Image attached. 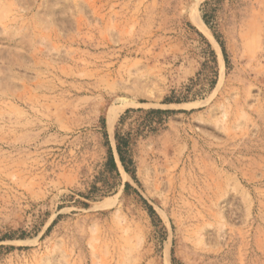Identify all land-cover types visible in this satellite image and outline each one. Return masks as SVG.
<instances>
[{
	"label": "rangeland",
	"instance_id": "1",
	"mask_svg": "<svg viewBox=\"0 0 264 264\" xmlns=\"http://www.w3.org/2000/svg\"><path fill=\"white\" fill-rule=\"evenodd\" d=\"M0 264H264V0H0Z\"/></svg>",
	"mask_w": 264,
	"mask_h": 264
},
{
	"label": "trees",
	"instance_id": "2",
	"mask_svg": "<svg viewBox=\"0 0 264 264\" xmlns=\"http://www.w3.org/2000/svg\"><path fill=\"white\" fill-rule=\"evenodd\" d=\"M222 46V44H221ZM223 54L226 57L225 50L223 49ZM214 57V62H216V56L213 53ZM168 103H173V100H167ZM134 110H128L126 113L133 112ZM138 112H144L142 109H139ZM147 114H152L158 117H163L166 115H170L173 112L172 111H164V110H150L146 112ZM116 142H117V152L119 155L120 162L126 171V173L130 174L133 179H135L134 173L131 171L130 166H133V160L130 155V141L119 135L118 133L116 134ZM108 165L113 171H117V164L115 161V158L113 156L112 151H109V160H108ZM127 188H130L129 185H127Z\"/></svg>",
	"mask_w": 264,
	"mask_h": 264
},
{
	"label": "bare ground",
	"instance_id": "3",
	"mask_svg": "<svg viewBox=\"0 0 264 264\" xmlns=\"http://www.w3.org/2000/svg\"><path fill=\"white\" fill-rule=\"evenodd\" d=\"M109 118H112V117L110 116ZM113 122H114V121H112V120L110 119V121H109V123H108V124H110V127H112Z\"/></svg>",
	"mask_w": 264,
	"mask_h": 264
},
{
	"label": "water",
	"instance_id": "4",
	"mask_svg": "<svg viewBox=\"0 0 264 264\" xmlns=\"http://www.w3.org/2000/svg\"><path fill=\"white\" fill-rule=\"evenodd\" d=\"M107 128H108V126H107Z\"/></svg>",
	"mask_w": 264,
	"mask_h": 264
}]
</instances>
